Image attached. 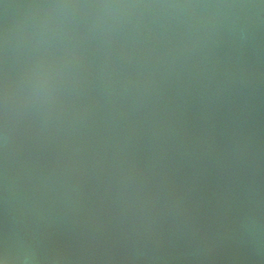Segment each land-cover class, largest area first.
Masks as SVG:
<instances>
[{
    "label": "water",
    "instance_id": "obj_1",
    "mask_svg": "<svg viewBox=\"0 0 264 264\" xmlns=\"http://www.w3.org/2000/svg\"><path fill=\"white\" fill-rule=\"evenodd\" d=\"M0 264H264V0H0Z\"/></svg>",
    "mask_w": 264,
    "mask_h": 264
}]
</instances>
